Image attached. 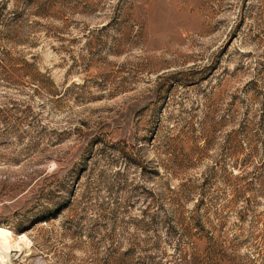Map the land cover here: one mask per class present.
Listing matches in <instances>:
<instances>
[{"label":"rangeland","instance_id":"rangeland-1","mask_svg":"<svg viewBox=\"0 0 264 264\" xmlns=\"http://www.w3.org/2000/svg\"><path fill=\"white\" fill-rule=\"evenodd\" d=\"M0 225L10 264H264V0H0Z\"/></svg>","mask_w":264,"mask_h":264},{"label":"bare ground","instance_id":"bare-ground-1","mask_svg":"<svg viewBox=\"0 0 264 264\" xmlns=\"http://www.w3.org/2000/svg\"><path fill=\"white\" fill-rule=\"evenodd\" d=\"M12 234L9 228L0 225V264H10L8 261L10 254L22 250L21 241L24 240V236L18 235L12 241L10 239Z\"/></svg>","mask_w":264,"mask_h":264}]
</instances>
